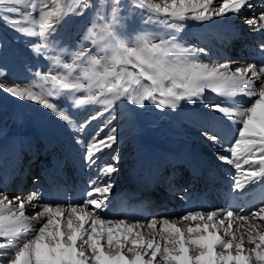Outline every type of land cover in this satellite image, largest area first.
<instances>
[{
	"label": "snow or ice",
	"instance_id": "snow-or-ice-1",
	"mask_svg": "<svg viewBox=\"0 0 264 264\" xmlns=\"http://www.w3.org/2000/svg\"><path fill=\"white\" fill-rule=\"evenodd\" d=\"M260 5L258 14L243 19L253 32H264V0ZM254 7V0H0V20L33 38L29 50L34 56L51 53L53 66L65 70L37 72L22 86L10 83L0 65V91L42 106L73 132H83L105 112L110 114L107 127L116 119L118 102L132 111L147 104L177 110L182 101L199 99L208 129L202 135L229 153L215 155L235 169L233 194L259 191L264 196V42L256 61L234 68L231 61H200L205 49L180 43L187 20L239 16ZM86 13H91L90 26L73 36L76 21L69 18ZM136 16L154 27L135 34L126 30L127 20ZM208 92L219 99L205 102ZM85 105L103 110L79 122L71 109ZM115 132L76 140L89 167L113 147ZM116 171L114 163H105L83 202L67 206L43 202L38 191L11 198L0 192V264H264V206L249 214L229 206L147 222L108 219L101 213L113 184L100 177ZM29 209L36 210L31 219ZM145 227L151 230L147 236Z\"/></svg>",
	"mask_w": 264,
	"mask_h": 264
},
{
	"label": "bare ground",
	"instance_id": "bare-ground-1",
	"mask_svg": "<svg viewBox=\"0 0 264 264\" xmlns=\"http://www.w3.org/2000/svg\"><path fill=\"white\" fill-rule=\"evenodd\" d=\"M162 2L163 0H159L156 3ZM254 4L253 10L246 9L239 16L215 17L203 22L185 21V29L180 35L181 45L193 49H205L198 56V59L205 63L231 61L234 68L256 61L259 58L258 45L264 42V32H253L243 23L244 16H250L253 12L258 14L261 10L260 0H254ZM86 25H88L86 18H83L75 26L71 25L73 36ZM143 27L151 30L154 26L143 25ZM0 38L3 42L0 45L3 50V55L0 56V65H3L10 83H19L23 86L37 72L44 74L52 71L54 74L56 71H65L53 66L52 61L48 59L51 53L34 56L29 50L30 44H26L27 36L7 29L3 31ZM234 45H236V50L232 52L230 48ZM36 84L43 85V81L37 79ZM218 99L215 94L208 92L204 101L210 102ZM68 103L71 101L69 100ZM65 107H67V103ZM131 108L132 106L126 102H118L114 113L116 119L110 125L105 127L110 116L109 113L105 112L103 116L92 121L83 132H73L42 106L34 102L19 100L0 91V192L7 193L11 198L20 193H29L28 188H31V192L42 193L43 202H54L52 198L48 200L50 193L48 192L49 185L46 184L47 175L55 170L57 161H64L68 155L73 159L72 166L78 174L77 178L71 179V181L74 185L79 182L84 191L88 188L90 181L97 179L98 170L101 166L109 162L115 164L117 168L115 173L111 174L110 177H100L102 182L110 180L113 184L111 195L106 202L107 206L101 213L104 218L108 219L123 218L131 223L135 221L134 216H142V214H138L141 209L145 210L151 207L155 210L158 209L161 214L143 217L141 221L147 222L148 219L161 216L179 217L188 211L227 210L229 206L233 209L244 208L245 213H251L259 204L256 202L264 200V196L259 191L247 192L243 196L233 194L235 190L232 178L235 175V169L232 165L218 160L215 155L216 152H221L224 155L229 153L219 146L214 147L202 135V132L208 129L204 109L199 99L196 100L195 104L182 101L181 107L177 110L161 109L153 104H147L144 108H138L135 111H132ZM102 110L100 105H85L79 110L71 109L79 122H83L89 116ZM169 117L176 125V128L171 129L170 132L167 130L171 123ZM152 122H155L159 128L148 130L147 135L161 139L153 140L144 137L143 130ZM112 128L116 129V142L112 148L99 154L97 163L89 167L83 159L84 149L76 143V140H87L93 135L103 138ZM231 135L232 133L229 132L228 139H231ZM126 138H130L131 141L125 140ZM171 140L176 143L174 149L177 154L175 155L170 149L163 146V143L170 144ZM122 147H125L124 155L130 152L131 155L115 162L111 161V156L116 155L118 157V151ZM44 152L50 155L48 160H44L42 157L40 159V154ZM194 153L200 154L204 162L216 171L210 175L211 179L204 186L198 183L191 173H183L184 164L193 157ZM26 157L29 161L25 163ZM37 163L40 165L38 171L35 172L39 176L36 178L38 184L29 187L27 181L33 166ZM158 165H163L167 171L162 175L157 190H154L153 197L150 198L146 192L141 191L138 181L135 179L131 181V178L138 173L140 176L155 173ZM115 176H117L116 179H114ZM208 177L209 173H207L205 180ZM168 178L178 188L175 192L177 199L171 203L170 209L168 206L171 201L158 189L159 187L169 189V186L166 185ZM183 182L185 185L182 184ZM184 186H187L186 191L181 192L180 188ZM188 191L191 193L188 194ZM73 192L74 190L69 191L68 200L54 203L65 206L69 203H82L83 200H72ZM188 196L193 198L191 204L185 202ZM206 199L214 205L207 207ZM110 200L111 203H108ZM121 200L125 203V208L119 210L117 204ZM254 201H256L255 205L253 204ZM34 211L36 210L29 209L26 212L29 219H31ZM249 222L257 223L256 220L251 219ZM236 223L242 222L237 221ZM179 226L185 227L184 224ZM150 231L147 227L143 229L146 236ZM243 232L242 229L237 235ZM244 235L246 239V233ZM218 251L221 250L218 249Z\"/></svg>",
	"mask_w": 264,
	"mask_h": 264
},
{
	"label": "rangeland",
	"instance_id": "rangeland-1",
	"mask_svg": "<svg viewBox=\"0 0 264 264\" xmlns=\"http://www.w3.org/2000/svg\"><path fill=\"white\" fill-rule=\"evenodd\" d=\"M157 1H159V0H153V2H157ZM90 16H91V13H86L85 14V16L83 17L84 19L86 18V20H88L89 21V18H90ZM83 18H79V17H70L69 19L70 20H74V21H76L74 24H72V25H77ZM125 27H126V30H128V31H130V32H132L133 34H135V32H138L141 28H144L143 27V25L141 24V17L140 16H136V17H134V18H129L128 20H127V23H126V25H125ZM13 30L11 27H9L7 24H5L2 20H0V36L1 35H3V31L4 30ZM79 31H80V29H79ZM78 31V32H79ZM76 36V35H75ZM31 42H33V38H30V37H28L27 39H26V44H30ZM3 42H2V40H1V38H0V45L2 44ZM238 46V45H237ZM1 47V46H0ZM235 47H236V45H234V46H232L231 48H230V50L232 51V52H234L236 49H235ZM238 51V50H237ZM170 118V117H169ZM170 120H171V118H170ZM177 121H178V119H177ZM171 123H170V125H169V127H168V131L170 132L171 131V129H173V128H176V125L174 124V122L171 120L170 121ZM157 128H159V126L155 123V122H152V124L151 125H147L146 127H145V129L143 130V134L145 135L144 137L145 138H148V139H155V140H157V139H161V138H157V137H152V136H149V135H147V131L148 130H150V129H157ZM175 138H177L176 136H175ZM130 140V138H126L125 140ZM178 139H180V138H178ZM131 141V140H130ZM176 141V140H175ZM163 146L164 147H166V148H168V149H170L171 150V152L175 155V154H177V152L175 151V149H174V146H176V143H173L172 142V140L170 141V144H164L163 143ZM127 147V146H126ZM125 147H122L119 151H118V159H122L123 157H126V156H130L131 155V152L129 153V154H126V155H124L125 153ZM129 151H130V148H129ZM41 155V154H40ZM124 155V156H123ZM133 155V154H132ZM172 157H177V156H172ZM28 159V157H26L25 158V163L26 162H28L29 160H27ZM41 159V158H40ZM121 161H123V160H121ZM38 167L40 166V165H38V163L36 164ZM36 165H34V166H36ZM34 166H33V168H32V171H31V174H30V177H29V179H28V185H30L29 187H33V186H35L36 184H38V182H36V178H38L39 176H38V174H36L35 172H37L38 171V168H36V169H34ZM117 178V176H115V178L114 179H116ZM16 179V178H15ZM34 182V183H33ZM36 182V183H35ZM26 183V182H25ZM186 188H187V186H184V187H182V188H180V191L181 192H184L185 190H186ZM31 188H28V191L29 192H31ZM153 193H154V191L151 193V194H146L148 197H150V198H152L153 197ZM188 194L189 193H191L190 191H188L187 192ZM176 194V193H175ZM152 195V196H151ZM108 203H111V200L108 202ZM256 203H259V204H257L256 206H255V208H254V210H256V209H258L259 207H261V206H264V200H258ZM255 205V204H254ZM154 209V208H153ZM156 210L158 211V212H156ZM155 210V214L153 213V214H151V215H149L148 217H150V216H154V215H160L161 213L159 212V210L158 209H156ZM141 212H143L144 210L143 209H141L140 210ZM142 214V213H141ZM245 214H249V213H245ZM143 217H145V216H141L140 218H137V220H142L143 219ZM136 220V219H135ZM148 220H150V219H148Z\"/></svg>",
	"mask_w": 264,
	"mask_h": 264
}]
</instances>
